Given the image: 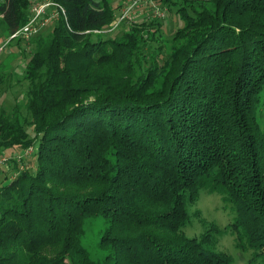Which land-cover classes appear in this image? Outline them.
Instances as JSON below:
<instances>
[{
	"label": "trees",
	"instance_id": "obj_1",
	"mask_svg": "<svg viewBox=\"0 0 264 264\" xmlns=\"http://www.w3.org/2000/svg\"><path fill=\"white\" fill-rule=\"evenodd\" d=\"M32 1L0 2L9 35ZM50 1L64 15L26 56L27 118L0 106V151L23 153L0 185V264H232L228 231L264 264V0H152L169 39L166 18L115 24L121 1ZM201 191L234 216L189 238ZM94 218L101 259L82 242Z\"/></svg>",
	"mask_w": 264,
	"mask_h": 264
},
{
	"label": "rangeland",
	"instance_id": "obj_2",
	"mask_svg": "<svg viewBox=\"0 0 264 264\" xmlns=\"http://www.w3.org/2000/svg\"><path fill=\"white\" fill-rule=\"evenodd\" d=\"M2 1L3 0H0V2ZM119 1H121V6L119 10L116 11L115 16L118 19L115 24H120L121 21L124 20V18L121 19V17H123L122 13H124V11L127 9L126 6L130 0H112L114 3H119ZM42 2L43 0H33L30 6V11L33 5ZM150 2H152V0H140L138 2V6L135 8V10H133L134 15L131 17V19L133 21H139L146 14L148 17L151 16L148 21L155 19L162 20L166 18L165 25L166 27L170 28V32L166 34V38L169 39L174 29L178 26L176 17L173 15H168V11L165 8L155 5L153 2L154 8L156 7L158 12L160 11L164 14V16L158 17L157 14H155V9L154 12L149 15L152 7L151 5L148 6L147 4ZM161 13H159V16H161ZM125 18H127L125 21L126 23L121 25H126L127 23H130L129 21H132L129 17ZM54 21H56V19H54ZM54 21L51 20V22H49V24L44 29H41L33 36L11 38V35L8 34L4 22L0 17V76L4 78L3 85L0 87V106L7 112H11L12 109L15 108L13 111L17 113L19 118H27L25 104L27 100L29 81L25 79L24 66L26 58L30 55L31 43L37 39L41 33L45 34L48 30H50ZM119 26L116 27V25H114L112 28V33L120 34L121 30L124 29V26ZM257 121L262 132L264 133V94H261L260 96ZM21 153L22 152L20 150L16 149L0 151V185L7 182V180L4 179L3 171L9 170V168L12 167L9 163L10 161L8 160L10 159L9 155H19ZM30 156L31 150L27 149L26 156L22 158L23 162L19 161L24 168L29 167L27 158ZM187 208L189 213V223L184 228V233L189 238H198L201 236L207 230L209 224H215L219 228H224L232 221L234 216L231 207L222 203L220 195L209 194L205 191H201L197 202L193 206L187 205ZM196 212H198L199 216L195 215ZM105 226V221L102 218H94L86 222L85 236L82 242L83 246L88 250L91 257L94 259H101L104 256V253L99 249L98 241L100 235L105 229ZM217 250L230 256L232 258V264H247L248 262L249 254L241 253L235 248L233 237L229 231L218 237Z\"/></svg>",
	"mask_w": 264,
	"mask_h": 264
},
{
	"label": "built area",
	"instance_id": "obj_3",
	"mask_svg": "<svg viewBox=\"0 0 264 264\" xmlns=\"http://www.w3.org/2000/svg\"><path fill=\"white\" fill-rule=\"evenodd\" d=\"M140 0H130L126 6V10L122 13L124 19L125 17H131L134 15L133 10L138 6ZM64 15V10L55 3H52L50 0H44L42 3H36L32 6L30 11V17L28 22L21 27L17 32L11 35V38L21 37V36H33L38 33L42 28H44L50 20L57 19L59 13ZM158 12V9H155V14L158 17H163V13ZM31 150V149H30ZM26 155V151H25Z\"/></svg>",
	"mask_w": 264,
	"mask_h": 264
}]
</instances>
